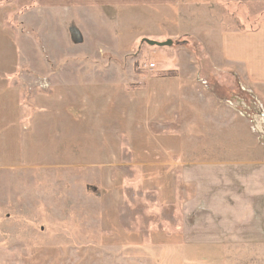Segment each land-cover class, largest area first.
Wrapping results in <instances>:
<instances>
[{"label": "rangeland", "instance_id": "1", "mask_svg": "<svg viewBox=\"0 0 264 264\" xmlns=\"http://www.w3.org/2000/svg\"><path fill=\"white\" fill-rule=\"evenodd\" d=\"M111 1L119 7L142 2ZM221 1L207 7L219 8L230 28L252 30L264 22V0ZM95 7L94 0H0V264H264V244L190 241V236L201 232L196 226L208 223L211 215L225 220V164L215 165L216 179L192 180L187 174L195 160L191 151L196 149L188 145L199 136L185 130L190 117L165 119L159 132H154L156 126L147 127L149 136L163 134L168 142L177 135L178 142L187 145L179 157L174 156L176 164L173 155L152 159L155 149L140 138H130L120 120L116 166L98 165L95 149L87 150L82 157L86 161L79 162L68 143L62 157L48 156L42 147L24 157L25 142L36 145L35 138L44 142L55 137L47 135L45 122H39L37 136L30 135L31 121L46 109L60 106L63 99L66 104L63 97L69 88L81 87L97 97L107 95V86L115 89V80L107 75L106 82L102 78L106 74L99 77L94 66L80 73L75 67L79 60L101 59L97 45L80 44L76 34L91 28L83 16L94 13ZM181 46L173 41L156 56L149 53L156 47L145 44L129 53L103 52L102 58L114 60L116 55L122 61L118 76L125 80L123 84L116 80L118 94L122 90L137 93L147 78L174 73L176 65L189 75L188 62L194 57ZM208 73L204 81L200 77L187 87L216 101L208 140L195 146L200 155L224 159L225 107L237 116L240 112L251 116L255 102L252 91L233 75L214 69ZM72 102L77 103L76 96ZM95 103L96 108L101 106L100 101ZM130 114L136 126L134 138L140 137L137 116L144 120V105ZM250 120H246L249 126ZM259 130L264 135V123ZM211 200L217 201L211 206L216 211L207 207Z\"/></svg>", "mask_w": 264, "mask_h": 264}, {"label": "crops", "instance_id": "2", "mask_svg": "<svg viewBox=\"0 0 264 264\" xmlns=\"http://www.w3.org/2000/svg\"><path fill=\"white\" fill-rule=\"evenodd\" d=\"M141 1L139 5L129 3L126 7H119L111 0H94L96 11L83 16V19H86L85 25L89 24L91 28L86 26L79 29L76 34L80 44L89 42L90 46L97 45L101 59L79 60L74 66L78 68V73L83 68L94 66L95 74L99 77L106 74L102 77L106 82L108 76V79L115 80V89L107 86L105 89L107 95L97 97L88 95L86 89L81 87L69 88L63 97L67 99L66 104L63 99L60 106L46 109V113L36 115L31 121L30 135L37 136L39 122H45L48 123L47 135L52 134L55 137L46 138L44 142L42 140L36 142L35 138L36 145L29 141L25 142L22 147L28 149L23 151L24 157L35 155L40 147L44 148L43 151L46 150L45 154L48 156L62 157L68 143V147H73L76 151L71 155L76 154L79 162L85 160L82 157L87 155V150L95 149L99 157L96 160L98 165H106L109 168L116 166L120 120L123 130L130 138L133 140L140 138L155 149L152 159L158 160L162 155L169 158L173 155V158L174 156L177 158L181 155V148L187 147L183 140L178 142L177 135H173L167 142L163 134L156 135L154 132L162 128L165 119L182 116L190 117L189 122H186L189 127H185V130L199 134L198 140L188 147L197 149L195 146L197 144L199 148L208 140L206 134L215 124L213 106L216 101L204 92L196 90L192 93L187 88L190 84L199 82L198 66L193 58L188 62L189 75H186L182 67L177 68L176 65L174 77H149L141 91L130 93L122 90L121 94L117 92L116 80L120 79V84L125 80L124 76H118V68L121 67L122 61H119L116 55L114 60L102 58L103 52L129 53L140 49L145 45L141 44L143 39L160 43L192 38L202 46L215 70L233 75L244 89L252 91L255 103L251 116L241 112L237 116L225 107L224 159L221 155L213 156V159L211 155L204 156V153L200 155L196 149L191 151L195 160L187 174L192 180L216 179L219 174L214 173L215 165L225 164V204L222 202L225 206V220L220 222L211 215L212 220H208V223L199 225L200 222L196 226L201 228V232H195V236H190V241L225 245L264 244V146L262 138L251 131V124L259 118H264V22L252 30L230 28L229 24L224 23L219 8L207 7L216 0ZM227 1L231 0L221 2ZM225 19L229 20L226 15ZM154 50L156 51L149 53L156 56L163 53L161 47ZM152 70L147 71L149 73ZM160 86L166 87L165 90H156ZM74 96L77 103L72 102ZM86 100L89 101L88 107ZM95 100L100 101L99 108L95 107ZM141 105H144L147 114L144 115V120L137 116L141 122L137 128L142 129L136 130L141 136L136 135L134 138L133 131L136 126L131 123L133 115L130 111L138 109ZM247 119L251 122L250 126ZM151 125L156 128L149 136L147 127ZM51 141L52 146L49 144ZM217 141L222 143L221 140ZM167 148L172 153L167 154ZM200 157L203 159H199ZM176 158L173 159V164L178 162ZM216 203L214 200L208 201L207 207L210 211L217 210V207H211Z\"/></svg>", "mask_w": 264, "mask_h": 264}, {"label": "trees", "instance_id": "3", "mask_svg": "<svg viewBox=\"0 0 264 264\" xmlns=\"http://www.w3.org/2000/svg\"><path fill=\"white\" fill-rule=\"evenodd\" d=\"M178 43H180L181 45H184L185 47L189 48V50L191 51L194 60L198 66V73H199V78L201 77L203 79V81L209 76L208 71H213V67L211 66L208 57L204 51V49L202 48V46L195 41L192 38H184L181 39L180 41H178ZM215 70V69H214ZM219 72V71H218ZM176 75V73H165V74H161L159 75V77H174ZM208 75V76H205Z\"/></svg>", "mask_w": 264, "mask_h": 264}, {"label": "water", "instance_id": "4", "mask_svg": "<svg viewBox=\"0 0 264 264\" xmlns=\"http://www.w3.org/2000/svg\"><path fill=\"white\" fill-rule=\"evenodd\" d=\"M141 44H146V45H148L150 47H161V48H164V47H171L173 45V41L167 40V41L159 43V42L143 39L141 41Z\"/></svg>", "mask_w": 264, "mask_h": 264}, {"label": "built area", "instance_id": "5", "mask_svg": "<svg viewBox=\"0 0 264 264\" xmlns=\"http://www.w3.org/2000/svg\"><path fill=\"white\" fill-rule=\"evenodd\" d=\"M261 123H262V125H263V120H260V121H254V123H253V126L251 127V131L252 132H255V133H259L260 134V137L262 138V139H264V135H263V133L259 130V126H261Z\"/></svg>", "mask_w": 264, "mask_h": 264}, {"label": "bare ground", "instance_id": "6", "mask_svg": "<svg viewBox=\"0 0 264 264\" xmlns=\"http://www.w3.org/2000/svg\"><path fill=\"white\" fill-rule=\"evenodd\" d=\"M260 128L262 127V124H261V126H259ZM261 131V130H260Z\"/></svg>", "mask_w": 264, "mask_h": 264}]
</instances>
